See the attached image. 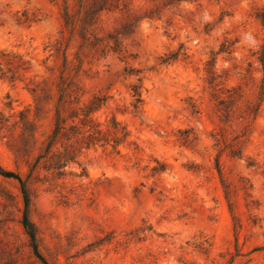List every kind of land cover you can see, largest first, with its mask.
<instances>
[{
	"label": "rangeland",
	"instance_id": "rangeland-1",
	"mask_svg": "<svg viewBox=\"0 0 264 264\" xmlns=\"http://www.w3.org/2000/svg\"><path fill=\"white\" fill-rule=\"evenodd\" d=\"M93 1L0 0V167L40 254L264 264V0H110L83 25ZM61 77L74 129L46 153ZM23 212L0 175V264H42Z\"/></svg>",
	"mask_w": 264,
	"mask_h": 264
},
{
	"label": "trees",
	"instance_id": "trees-1",
	"mask_svg": "<svg viewBox=\"0 0 264 264\" xmlns=\"http://www.w3.org/2000/svg\"><path fill=\"white\" fill-rule=\"evenodd\" d=\"M112 3H110V0H95L89 7V9L86 11L84 18L81 20L83 25L88 24L95 16H97L102 11L106 10L107 7H109ZM255 19L262 25L264 28V9L261 10L259 13L255 15ZM68 24L67 22H65ZM259 63L264 66V43L260 48V51L258 52L257 57ZM64 80L61 77L60 78V84H59V100L57 103V106L55 108V117H54V125L51 135L48 138V143L46 146V153L50 152V150L56 145V143L63 139L68 131H71L74 129V127H69L67 125V119H65L62 115V112L64 111V105H65V98H66V89L63 88L64 86ZM260 90H264V77L261 80V87ZM73 119L76 117H72ZM72 119V120H73ZM85 119H88V113L85 115ZM83 125V124H81ZM99 131H96L98 133ZM94 134H89L88 137L93 136ZM0 175L5 178H13L15 179L19 186H20V192L23 199V205H24V212L22 217V226L25 231V234L28 238L29 247L32 251L33 256L40 261L42 264H49L43 256L40 254L38 249V239H37V231L32 222L28 218V209L30 207L31 203V194L29 189L27 188L26 181H22L19 177L16 175L3 171V169L0 167Z\"/></svg>",
	"mask_w": 264,
	"mask_h": 264
}]
</instances>
